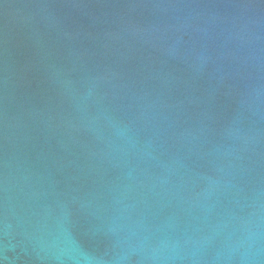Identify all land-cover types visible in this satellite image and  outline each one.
Listing matches in <instances>:
<instances>
[{"label": "water", "instance_id": "water-1", "mask_svg": "<svg viewBox=\"0 0 264 264\" xmlns=\"http://www.w3.org/2000/svg\"><path fill=\"white\" fill-rule=\"evenodd\" d=\"M0 264H264V0H0Z\"/></svg>", "mask_w": 264, "mask_h": 264}]
</instances>
